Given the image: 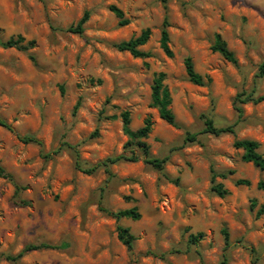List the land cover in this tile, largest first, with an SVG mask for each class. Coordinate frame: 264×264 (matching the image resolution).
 I'll use <instances>...</instances> for the list:
<instances>
[{"label":"rangeland","instance_id":"rangeland-1","mask_svg":"<svg viewBox=\"0 0 264 264\" xmlns=\"http://www.w3.org/2000/svg\"><path fill=\"white\" fill-rule=\"evenodd\" d=\"M110 6L127 25H117ZM165 7L160 0H0V42L20 35L35 43L28 51L35 65L26 53L0 47V120L41 143L22 144L0 127V166L11 178H0V264H220L222 255L226 264H264V214L255 218L264 203V188H256L264 186V171L242 162L232 146L252 140L264 159V101L235 100L264 96V77L256 76L264 61V0H167ZM85 11L82 34L66 32ZM163 17L171 58L158 46ZM143 29L150 31L140 48L147 58L113 48ZM215 34L236 66L210 51ZM186 57L209 82L186 80ZM156 73L165 76L177 128L150 107ZM123 111L131 130L149 119L144 142L149 158L166 159L162 170L137 151L136 162L109 165L110 176L101 167L89 175L77 170L72 150L61 145L74 147L81 169L128 155ZM203 119L232 133L201 134ZM185 133L198 135L188 143ZM57 147L56 155L41 157ZM211 175L227 191L223 198L210 192ZM239 179L249 185L236 186ZM130 208L137 221L107 214ZM116 226L134 237L129 253ZM197 233L198 242H189ZM30 244L65 247L4 260Z\"/></svg>","mask_w":264,"mask_h":264},{"label":"trees","instance_id":"trees-1","mask_svg":"<svg viewBox=\"0 0 264 264\" xmlns=\"http://www.w3.org/2000/svg\"><path fill=\"white\" fill-rule=\"evenodd\" d=\"M166 2L167 0H160V3L164 10L166 8L165 7ZM108 10L117 19L118 26L122 27L128 24V20L124 19L122 12L118 8L114 6H110ZM87 18H88V12L85 11L81 15L80 19L75 23V25H71L66 28V32L76 35L82 34L83 24L86 22ZM167 27H168L167 19L166 17H163L161 28L159 30L158 46L161 52L164 54V56H166L167 58H171L172 52L168 47L169 39L166 30ZM149 36H150L149 29H143L139 32L137 36L131 37L126 41H121L117 44H114L113 48L118 52L127 53L132 58L144 59L148 57V54L142 52L140 48L146 44V42L149 39ZM34 44L35 43L33 40L25 41L23 37L17 35L15 37L8 38L4 42H0V47L2 49L12 48L15 49L16 51L26 53L28 60L33 65H35L33 56L30 53H28V51L34 47ZM210 51L218 54L224 61L230 63L233 66H236V59L234 58L233 53L230 50H228L225 42L221 39V37L218 34H215L213 36V41L212 44L210 45ZM183 67H184L185 78L192 85L203 86L205 83L209 82V79L207 77H202L201 75L195 72L192 61L189 57L184 58ZM256 76L258 78L264 77V61L257 66ZM164 77L165 76L163 73H156L152 76L151 86H150V107L156 110L158 118L161 121H163L168 126L177 128L178 126L176 125L174 116L170 110L171 98L167 88L163 85ZM235 100L238 102V104H245L247 102H251L255 104L264 101V96L253 97V94L251 93L248 94L242 93V94H238ZM76 106L77 105H75V108ZM236 111H237V115L240 116L241 114L240 108H237ZM119 118L121 121V132L126 137V142L124 144L123 149L127 151L128 155L125 156L123 154H120L114 157H109L104 161L96 164L95 166H92L87 169H81L78 162V155L74 147L67 146L65 144L61 145V146H66L67 148L72 150L74 167L80 172L87 175L92 174L97 168L101 167L103 169V172L107 176H110V173L108 171L109 165H112L119 161L136 162L138 160V156H142L143 162L146 165L150 166L152 169L156 171H161L166 159L149 158L148 146L144 142V140L147 138L151 130V123L149 119L145 118L142 122L141 127L135 130H131L129 127V123H130L129 113L127 111H123L120 113ZM0 127L14 134L17 140L22 144H36L39 147L41 146V143L33 136L16 135L12 127L6 124L2 120H0ZM224 133H232L231 127L215 128L210 120L203 119V129L201 131V134H210L212 136H219ZM197 135L198 134L185 133L184 142H188V143L194 142L196 140L195 138ZM232 146L237 150H241L242 154L240 159L242 162L251 163L258 170L264 171V159L257 152L258 144L256 142L252 140H235ZM59 150L60 147H57L55 150L51 151L50 153L41 155V157L43 159H48L51 156L56 155L59 152ZM136 151L138 152V156L135 154ZM0 178L7 179L9 181L11 180L10 175L6 174L1 166H0ZM173 184L176 185L177 181L176 180L173 181ZM235 185L248 186L249 183L246 180L239 179L235 181ZM256 188L262 189L264 188V186L261 182H258L256 184ZM209 190L219 198H223L225 195H227V191L223 189L220 184L214 183V175H211L210 177ZM254 207H255V202L251 201L250 208L252 209ZM107 214L113 217L115 220H118L119 218H124L132 221H137L139 219V214L136 208L118 210L117 212L114 213L107 212ZM263 214H264V203L258 205L255 211V218H258ZM115 231H116L117 241L124 247L125 251L129 253L132 249V242L134 241V237L128 232L127 228H123L121 226H116ZM221 232L223 235L224 249H226L228 247V236L225 230H222ZM201 236H202L201 233H197L195 235H189L188 237L189 242L196 244L198 240L201 238ZM64 247H65L64 244H59L56 246L47 245V244L25 245L15 256H6L4 257V260L9 262H15L23 254L31 251L62 250ZM220 264H226V259L224 255H222V260Z\"/></svg>","mask_w":264,"mask_h":264}]
</instances>
